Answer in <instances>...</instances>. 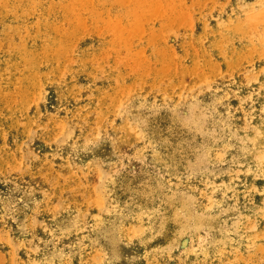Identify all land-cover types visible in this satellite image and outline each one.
<instances>
[{"label": "rangeland", "instance_id": "obj_1", "mask_svg": "<svg viewBox=\"0 0 264 264\" xmlns=\"http://www.w3.org/2000/svg\"><path fill=\"white\" fill-rule=\"evenodd\" d=\"M0 264H264V0H0Z\"/></svg>", "mask_w": 264, "mask_h": 264}]
</instances>
